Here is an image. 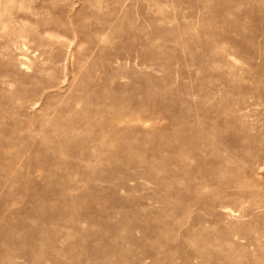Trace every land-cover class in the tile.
Wrapping results in <instances>:
<instances>
[{
  "label": "rangeland",
  "instance_id": "obj_1",
  "mask_svg": "<svg viewBox=\"0 0 264 264\" xmlns=\"http://www.w3.org/2000/svg\"><path fill=\"white\" fill-rule=\"evenodd\" d=\"M0 264H264V0H0Z\"/></svg>",
  "mask_w": 264,
  "mask_h": 264
}]
</instances>
